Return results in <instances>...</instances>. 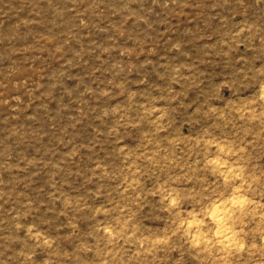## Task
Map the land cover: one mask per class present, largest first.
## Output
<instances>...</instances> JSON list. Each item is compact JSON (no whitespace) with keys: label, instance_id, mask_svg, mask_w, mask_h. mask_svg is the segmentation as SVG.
I'll return each mask as SVG.
<instances>
[{"label":"rangeland","instance_id":"1","mask_svg":"<svg viewBox=\"0 0 264 264\" xmlns=\"http://www.w3.org/2000/svg\"><path fill=\"white\" fill-rule=\"evenodd\" d=\"M0 264H264V0H0Z\"/></svg>","mask_w":264,"mask_h":264}]
</instances>
